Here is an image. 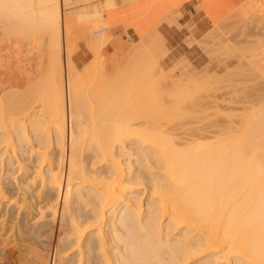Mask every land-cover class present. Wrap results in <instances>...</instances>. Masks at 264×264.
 Segmentation results:
<instances>
[{
	"label": "bare ground",
	"instance_id": "bare-ground-1",
	"mask_svg": "<svg viewBox=\"0 0 264 264\" xmlns=\"http://www.w3.org/2000/svg\"><path fill=\"white\" fill-rule=\"evenodd\" d=\"M93 2V11H79L75 14L76 19H88L86 22H79L78 27L84 28L82 34L80 32L83 29H77L81 36L84 34V38L80 37L87 43L85 46L96 55L107 44L109 36L108 32L101 33L98 35L99 41H94V45L91 43L93 36L91 41L88 40L91 37L89 33L92 32L89 30L86 34L88 30L85 32V29L97 26L98 29V24L102 23L99 20L103 16ZM68 3L69 0H0L1 21L5 23V18L7 21L11 19L17 25H22L21 28L38 27L41 33L42 29L45 30L50 34L49 42H52L47 47L53 45L55 48L54 52L50 49V54L45 46L48 49L46 68L42 66L45 69L42 70L41 66L38 68L39 65L35 68L32 63L23 61L19 77L10 75L15 77L8 79L16 84L17 90L20 89L18 93L11 87L10 80L3 79L0 75V264H10L9 259L13 258L5 256L7 249L16 253V264H264V111L260 112L254 106L249 107L256 108L257 112L253 111L252 114L248 109L246 113L243 112L244 109L240 110L249 117L240 114L242 123H235V128L226 126V123L223 126L218 120L212 121L215 124L211 122V125L204 121L203 124L197 123L192 116L198 114L192 110L200 113L203 111V116L199 115L203 120L207 112H218L222 107L218 105L222 104L223 94L219 92L220 88L212 87L213 90L219 89L217 93L220 94L217 96L221 95L222 99H217L216 102V98L210 95L214 100L211 101L206 94L208 87L218 85L216 76V83H213L210 76H207L208 72L204 74L207 68L204 72L202 69L201 73L198 72L200 76L193 70L189 73L188 68V71L184 69L187 77L179 75L175 80H165L162 77L158 83L159 88L169 82L175 86L173 90L177 94L171 91L175 96L170 91L167 92L169 98L174 97V113L171 115L165 101L159 100L158 94L154 95L152 82H147L153 80L152 76H156L158 72L162 74L157 65L158 58L155 59L158 55L155 54H161L165 50L163 37L152 30L154 33L151 36L144 32L143 35L140 34V45H132L124 54L122 52L123 59H116L118 65L114 63L115 67L108 68L112 76H108V80L105 81L104 71H99L103 75H100L101 79L97 76L99 80H94L98 84L92 82L95 76L88 75V72L84 73L85 76L80 73L84 76L82 78L70 57L69 52L72 54V50L66 38L74 28L72 20L75 15L74 18L67 16L72 20L67 19L66 15L67 20L62 19L64 15L61 6ZM106 3L108 7L114 6L112 0ZM253 15L248 14L247 18ZM107 19L105 18L106 24L109 23L107 26L114 25L115 20L107 22ZM239 19L236 20L242 25L246 22V19L243 23ZM233 22L231 25L236 24ZM61 39L63 42L66 40V46ZM192 41L197 44L198 40H190ZM104 42L106 44L103 45ZM223 42H213L219 45H214L215 49L211 46L209 49L212 51H209H216ZM240 43L242 42L239 45ZM61 44L69 46V52H66L69 53L68 57L64 52L61 58ZM206 47L207 45L204 48ZM237 48L244 49L245 46ZM164 53L166 52L162 54ZM243 64L244 62L240 66H248ZM257 65L263 71L261 62ZM252 66L255 67V64L250 67ZM250 67L244 69L248 72L250 70L251 74ZM261 68L257 70L260 72ZM232 69L231 72L227 71L233 77L229 74L226 79H234L237 77L235 74L241 72L240 70L234 74ZM255 71L253 69L252 74H257ZM226 72L223 75H228ZM194 76L197 77L192 78ZM251 77L249 75L248 78ZM223 78L224 76L221 79L219 76L216 79L223 84ZM241 79L234 85L237 86ZM254 80L256 79L251 81ZM100 81L104 83L103 87ZM262 81L259 78L257 82ZM142 83L145 93L142 94L143 90H140L142 95H138ZM244 83L238 85L243 86ZM246 83L248 85L249 82ZM256 83L254 82V87L252 84L253 88H257ZM19 85L24 86V91H21L23 87L20 88ZM111 88H114L113 92L117 91L112 94ZM132 89L137 97L141 96L144 100L137 99L135 93V97L131 96L133 91H129ZM203 89L206 92H202ZM224 89L225 87L222 90ZM262 91H255L259 100ZM211 92L212 90L210 94ZM227 93L228 96L229 92ZM128 96L130 99L127 105ZM227 96L225 93V97ZM234 96L232 97L235 99ZM93 99L94 102L91 103ZM131 100H134L131 102L133 105L137 100L144 105L137 107L141 105L137 103L133 111ZM225 102L226 100L223 101V106H226ZM128 106L132 109L129 110ZM199 106H203L202 110ZM225 111L226 114L224 110L223 114L227 115L228 110ZM210 117L208 115L206 118ZM45 120L49 124L47 129L43 127ZM171 121L178 125L173 127ZM166 122L171 123V127L168 125L165 128Z\"/></svg>",
	"mask_w": 264,
	"mask_h": 264
},
{
	"label": "rangeland",
	"instance_id": "rangeland-1",
	"mask_svg": "<svg viewBox=\"0 0 264 264\" xmlns=\"http://www.w3.org/2000/svg\"><path fill=\"white\" fill-rule=\"evenodd\" d=\"M94 1V2H93ZM106 1H110L111 2V0H87V1H85V0H69V3L67 4V5H62L61 6V10H62V15H64V17L62 16V19L63 18H65V15H66V18L67 19H69V18H71V17H73L74 18V15H75V18H74V20L77 22H75L74 20H72V18H71V20L73 21V23H75V24H73L74 25V28H72V32H70L71 34H69L68 36H66V38H67V40H68V44L70 45V49L72 50V54H71V51L69 52L68 50H69V46H67V47H65L66 46V40H65V42H63V40L61 39V42L62 43H64L65 44V46H64V44H61L62 45V47H60V49L62 50H60L61 52V58H63V54H64V52H65V55H66V57H68V55H69V53H70V57H71V59H72V61H73V63H74V65H76V70H77V72H78V74H83L84 75V73L86 74V72H88L87 74L88 75H91V76H95L94 78H93V80H92V82H94L95 84H98L99 82L98 81H94V80H99V79H101V76L100 75H102V74H100V72L102 73V71H104V72H106L105 74H104V72H103V74L106 76V78H105V76L103 77V78H105V81L106 80H108L107 78H108V76H111V74L109 73L110 71L108 70V68L110 67V68H113V66L115 67L116 65V63H117V61L119 60V59H123V57L122 56H124V55H122V52H123V54L125 53V51H127L132 45H135V44H137V45H140V44H138V41H140V38H142V37H140V34H142L143 35V33L142 32H144V33H146V35L148 34L149 36H151V35H153V33L155 32V31H157L162 37H163V39H164V43H163V46H165L164 47V51L163 52H166V53H164V54H162L163 52L160 50V49H158V50H160L162 53L160 54V52H156V51H158V50H156L155 52L156 53H158V54H155V56L156 55H158L155 59H157V65H158V67H160L161 68V72H162V74L160 73V72H156L157 73V75L155 76L154 75V77L152 76V78H153V80L151 79L150 80V78H149V80L150 81H148L147 80V82L148 83H150V82H152V86H153V89L155 90V94L154 95H156V94H158L157 96H158V98H159V100H163V101H165V106L168 108V109H170V114L172 113H174V111H173V108H172V106H173V104H174V97H172V96H175L174 94H177V93H175L176 92V90H175V92H174V90H173V87H175V86H172L171 84H170V82L169 83H167L165 86H163L162 88H159V86H158V83L161 81V78L163 77L165 80H169V79H174V78H177V77H179V75L180 76H185V74L187 73L186 71V73H184V69L185 70H187L188 68V72L190 73L192 70L196 73H198V72H200V70L201 71H203L204 69H206L207 68V70H205V73L204 74H206V72H208V75L207 76H210V78H211V81H213V83H216L215 82V80L218 82V85L217 84H213L212 82V84H213V86H211V88L212 87H218V88H220V91L219 92H221V95H222V97H223V99H222V97H220L221 95H219V96H217L218 94H220L219 92L217 93V91L219 90L218 88V90L217 89H215V90H213L214 88H210V87H208V89L211 91L212 90V92H211V94H210V91L208 90L207 92L209 93V95H208V93L206 94L207 95V97L209 98L210 97V99H211V96L210 95H212V97H215L216 98V102H217V99L218 100H221L222 99V104H224L223 103V101H225L226 100V106H223L222 104L221 105H218L219 107L220 106H222L220 109L222 110H218V112L217 111H215V112H210L209 114H208V112H207V116H205V118L203 119V120H201L202 118H200V116H203V111H202V113H200L199 111L198 112H195L194 110H192L194 113H196V114H198V116H196L195 114V116H192V113H191V116L194 118H196V119H198L197 117H199V119L198 120H196L195 119V121L197 122V123H201L202 122V124H203V121H204V123H206V124H209V125H211V124H215V120H218V123H221V124H223V126H225L224 124L226 123V126H231V127H236V126H234L235 125V123H237L238 125L240 124V123H242V117H240L241 115L240 114H242L243 112L244 113H246L247 112V110L246 109H248V110H250L249 111V113L250 114H252L253 113V111H255V112H257L255 109L256 108H259V109H257V110H261L260 112H263L264 111V100L262 99V98H264V97H262V96H264L263 94H264V91H262V89H264V84H262V83H264L263 81H264V78H263V73H264V68H263V71H262V68H261V70H260V72L257 70V68L258 69H260L259 67H258V62H259V64H260V62H261V65H262V67H264L263 66V64H264V60H262V59H264V0H200V3H199V6H200V8L202 9V11H203V13H204V15L206 16V18L208 19V21H209V25H208V28H207V30L205 31V32H203L202 34H201V36L200 37H198V38H195L193 35H191V34H189V33H187V34H183L182 35V37H180V38H176V37H171V35L170 34H166L164 31H163V27H162V24L164 23L165 25H167V26H175L176 27V29H182V28H186V30L187 29H189L190 28V26L189 25H187L188 24V21H186L187 23H185V24H183V23H179V22H177L172 16H171V12H172V10L175 8V7H177V6H179L180 4H182V3H184V2H186V1H188V0H182V1H180V0H146V2H145V0H112V3L114 4V6L113 5H110L109 7L107 6V3H106ZM136 1V2H135ZM141 1V2H140ZM149 1H151V2H149ZM176 2L175 4L173 3V2ZM252 1V2H251ZM92 2L96 5V7H97V9L102 13L101 15H106V16H104V18H103V16L101 17V20H99V21H101L102 23H99L98 25H99V28L97 29V27H95L94 29H93V27L92 28H90L91 26L89 25V28L90 29H87L86 27V29H85V32H87V30H88V32L86 33V34H88L89 33V30H90V32H92V33H89L90 35H91V37H88L89 39V41H91V38H92V36H93V38H92V40H93V42L91 41V43H92V45H94L95 43H94V41H97L98 40V35H100L101 33H106V32H108V36H109V39H107L106 41H107V44L104 42L103 43V45L104 44H106L104 47H103V49H102V51H100L99 53L97 52L96 53V55H95V53H93L92 51H90V49L88 48V47H86L87 46V43H85L84 42V39H82V38H84V34H83V36H81V34L84 32V28L82 27V26H80V28L78 27L79 26V24L81 23V21L83 20V22L85 21H88V19L87 20H84V19H80V18H78L77 17V19H76V16H77V14H75L76 12L78 13L79 11L81 12H90V11H93V9H92ZM178 2V3H177ZM242 2H243V4H242ZM262 5V6H260V4ZM136 3V4H135ZM206 3V4H205ZM257 3V4H256ZM143 4V5H142ZM259 4V5H258ZM94 5V6H95ZM205 5V6H204ZM206 5H207V7H206ZM238 5V6H237ZM86 6V7H85ZM106 6H107V8H106ZM116 6V7H115ZM133 6V7H132ZM137 6V7H136ZM254 6H256V7H254ZM105 7V8H104ZM111 7V8H110ZM237 7V8H236ZM101 8V9H100ZM204 8H205V10H204ZM247 8V9H246ZM249 8V9H248ZM115 9V10H114ZM122 9V10H121ZM123 10H124V12H123ZM246 10H247V12H246ZM103 11V12H102ZM105 11V12H104ZM119 11V12H118ZM122 11V12H121ZM133 11V12H132ZM234 11V12H233ZM243 11V13L241 14V12ZM113 12H115V13H113ZM238 14H240V15H238ZM254 12V13H253ZM103 13H106V14H103ZM112 15H111V14ZM160 14V15H159ZM226 14V15H225ZM250 15V14H254L253 16H249V19L247 18L248 16L247 15ZM71 16V17H67V16ZM73 15V16H72ZM108 15V16H107ZM141 15V16H140ZM168 15V16H167ZM233 15V16H232ZM234 15H236L235 17H234ZM245 15V16H244ZM158 16V17H157ZM165 16H166V18H165ZM212 16V17H211ZM238 16V17H237ZM242 16H244V17H242ZM109 17V19H107ZM130 17V18H129ZM170 17H171V20H170ZM222 17V18H221ZM228 17V18H227ZM233 19H231V18ZM244 18L243 20H241V18ZM65 18V19H66ZM105 18L107 19V22L108 21H110V20H115L114 21V25H111L110 27L109 26H107V24H109V23H107L106 24V20H105ZM111 18V19H110ZM118 18V19H117ZM226 18V19H225ZM240 18V19H239ZM247 18V19H246ZM66 19V20H67ZM80 19V20H79ZM96 19L98 20V18L96 17ZM104 19V20H103ZM173 19V20H172ZM224 19V20H223ZM228 19V20H227ZM231 19V24H232V22L233 23H236V24H233V25H231L230 23H229V20ZM236 19H239V21H242V23L244 22V20L246 21V22H244L243 23V25L241 24V22H238ZM1 20H3V18L2 19H0V57H1V60H0V68L2 69H0V75H1V77L3 78V79H8V78H10V77H12V76H15V77H19V75H20V71L22 70V64H24V63H22L23 61L25 62H30V63H32V65H35L34 67L35 68H37V66L39 65V67L38 68H40V66H41V68H42V66H45V68H46V60L45 59H47L48 57H47V50L49 49H51L52 51H53V45L52 46H50V47H52V48H50V47H47V45H50V44H52V42H49V40H50V34H48L49 32H47V31H45V30H43L42 29V33H41V30L38 28V27H33V28H29V29H26L25 28V26H23L24 28H21L22 27V25H17V23L14 21V20H9L8 19V21L6 20V18H5V23L3 22V21H1ZM66 20L64 21V22H66ZM70 20V19H69ZM103 20V21H102ZM165 20V21H164ZM167 20V21H166ZM187 20V19H186ZM215 20H216V22H215ZM219 22H218V21ZM156 21L158 22V23H156ZM169 21H170V24H169ZM172 21V22H171ZM222 21V22H221ZM223 21H224V24H222L223 23ZM235 21H237V22H235ZM248 21V22H247ZM4 23V24H2V23ZM6 22H9V23H6ZM70 22V21H69ZM80 22V23H79ZM130 22V23H129ZM176 22V23H175ZM214 22V23H213ZM66 23H68V22H66ZM64 24L63 23V25H67L68 26V24ZM157 25H156V24ZM173 23V24H172ZM226 23V24H225ZM11 24V25H10ZM71 24V23H70ZM101 24V25H100ZM104 24H106V25H103ZM143 24V25H142ZM217 24V25H216ZM238 24H240V25H238ZM6 25V26H5ZM15 26V28H13V26ZM62 25V24H61ZM177 25H179L178 27H177ZM228 25V26H227ZM5 26V27H4ZM9 26V27H8ZM10 26H12V28L10 27ZM19 28H18V27ZM72 26V25H71ZM156 26V27H155ZM223 26V27H222ZM226 26V27H225ZM230 26V27H229ZM233 26V27H232ZM263 26V27H262ZM8 27V28H7ZM32 27V26H31ZM63 27V26H62ZM66 27V26H65ZM64 27V28H65ZM88 27V26H87ZM102 27H106L107 29L105 30V31H101V32H99V33H95V31L96 30H99V29H101ZM154 27H155V30H154ZM216 27V28H215ZM219 27V28H218ZM2 28H4V29H2ZM9 28H11V29H9ZM28 28V27H27ZM36 28H38V29H36ZM83 29L82 30V32H80V30L78 31V29ZM153 28V29H152ZM222 28H224V29H222ZM150 29V30H149ZM233 29V30H232ZM36 30H38V31H36ZM154 31L153 33H152V31ZM213 30V31H212ZM236 32H235V31ZM31 31H32V33H31ZM36 33H35V32ZM148 31H149V33H148ZM218 31V32H217ZM230 31V32H229ZM40 32V33H39ZM79 32L81 33V34H79ZM208 32V33H207ZM211 32H214V33H211ZM222 34H221V33ZM223 32H225V33H223ZM229 32V33H228ZM35 33V34H34ZM209 33H211V36H210V34ZM238 33H240V34H238ZM86 34H85V39H87V37H86ZM93 34V35H92ZM209 34V35H208ZM214 34V35H213ZM220 34V35H219ZM30 35V36H29ZM40 35H41V38H40ZM89 35V36H90ZM106 35V37H107V34H105ZM204 35V36H203ZM227 35V36H226ZM22 36H24V37H22ZM79 36V37H78ZM82 38H81V37ZM88 36V35H87ZM95 36H97L96 38V40H95ZM207 36L209 37V38H207ZM220 38H219V37ZM241 38H240V37ZM104 37V36H103ZM186 37H187V39L189 40H198L197 41V44H198V42H199V44L197 45V44H195L193 41V45H192V42H190V40L188 41L187 39H186ZM190 37V38H189ZM207 39H206V38ZM227 37V38H226ZM23 38L25 39V40H23ZM38 38V39H37ZM61 38H62V36H61ZM70 40H69V39ZM108 38V37H107ZM148 38V37H147ZM199 38H203L202 40L204 41H202L201 39H199ZM211 38V39H210ZM215 38V39H214ZM219 39V41H218V39ZM238 38H240V39H238ZM244 38V39H243ZM31 39V40H30ZM41 39V40H40ZM65 39V38H64ZM186 39V40H185ZM210 39V40H209ZM227 39V40H226ZM88 40H86L88 43H89V41ZM110 40V41H109ZM149 40V39H148ZM148 40H146V41H148ZM215 40V41H214ZM221 40V41H220ZM236 40H237V43H236ZM246 42H245V41ZM48 41V42H47ZM52 41V40H51ZM71 43H70V42ZM99 41V40H98ZM109 41V42H108ZM186 41V42H185ZM203 42V44L202 45H204V46H202L201 45V43ZM217 41V42H216ZM222 41H224L223 43H222V45H220V48L219 47H217V49H216V51L214 50L215 49V46L214 45H219V44H221V42ZM244 41V42H243ZM37 42V43H36ZM39 42V43H38ZM188 42L190 43V44H188ZM201 42V43H200ZM212 42V43H211ZM219 43V44H214V43ZM239 42H242V43H240V45H239ZM50 43V44H49ZM91 43H89L90 45H91ZM143 43V42H142ZM144 43H145V41H144ZM143 43V44H144ZM204 43H206V45H207V47L206 48H204L206 45L204 44ZM208 43H210V44H208ZM235 44V45H233L232 46V44ZM37 44V45H36ZM85 44H86V46H85ZM88 44V45H89ZM97 44H99V42L98 43H96V45ZM142 44V45H143ZM188 44V45H187ZM225 44V45H224ZM237 44L239 45V46H237ZM241 44H243V45H241ZM34 45V46H33ZM72 45V46H71ZM101 45H102V41H101ZM145 45V44H144ZM143 45V46H144ZM159 45V44H158ZM190 45V46H189ZM199 45H201V46H199ZM224 45V46H223ZM251 45V46H250ZM263 45V46H262ZM42 46V47H41ZM48 48H46V47ZM211 46H212V48H213V46H214V51L213 52H210V51H212L211 49H209V48H211ZM223 46V47H222ZM226 46V47H225ZM244 47L245 46V48H246V51L243 49V48H237V47ZM247 46H248V49H247ZM28 47V48H27ZM37 47V49L35 50V48ZM222 47V48H221ZM225 47V48H224ZM227 47H229V49H226ZM40 48V49H39ZM67 48H68V50H67ZM141 48V47H140ZM234 48V49H233ZM237 48V49H236ZM251 48V49H250ZM256 48V49H255ZM27 49H28V51H27ZM32 49H34V50H32ZM65 49V50H64ZM127 49V50H126ZM220 49H222V50H220ZM232 49V50H231ZM250 49V50H249ZM44 50H45V52H44ZM51 50H50V52H51ZM54 50H55V48H54ZM206 50V51H205ZM210 50V51H209ZM224 50H225V52H224ZM230 50V51H229ZM252 50V51H251ZM26 53H25V52ZM69 52V53H66V52ZM140 51V50H139ZM209 51V52H208ZM221 51V52H220ZM232 51V52H231ZM237 51V52H236ZM36 52V53H35ZM37 52H38V54H37ZM54 52V51H53ZM149 52V51H148ZM147 52V53H148ZM153 52V51H152ZM154 52V53H155ZM215 52L217 53V54H215ZM227 52V53H226ZM230 52V53H229ZM236 52V53H235ZM244 52V53H243ZM10 53V54H9ZM17 53V54H16ZM23 53H25V54H23ZM150 54H151V52H149ZM210 53V54H209ZM212 53H214V54H212ZM219 53V54H218ZM223 53V54H222ZM235 54V57H234V54ZM237 53H238V56H236L237 55ZM247 53V54H246ZM42 54V55H41ZM45 54V55H44ZM50 54H52V52L50 53ZM160 54V55H159ZM228 54V55H227ZM232 54H233V56H232ZM240 54V55H239ZM242 54V55H241ZM245 54V55H244ZM23 55V56H22ZM28 55V56H27ZM72 55V56H71ZM121 55V56H120ZM244 55V56H243ZM25 56L27 57V58H25ZM50 56V55H49ZM140 56V55H139ZM138 56V57H139ZM216 56V57H215ZM246 56V57H245ZM14 57V58H13ZM43 57V58H42ZM121 57V58H120ZM131 57V56H130ZM137 57V58H138ZM154 57V56H153ZM211 57V58H210ZM237 57V58H236ZM244 57V58H243ZM262 57V58H261ZM136 58V57H135ZM136 58V59H137ZM141 58H143V57H141ZM144 58H146V57H144ZM150 58V57H149ZM260 58V59H259ZM14 59V60H13ZM18 59V60H17ZM99 59V60H98ZM116 59H118L117 61H116ZM147 59V58H146ZM210 59V60H209ZM239 59H240V64H242L243 62H244V64H243V66L244 65H246V64H248V66L250 67L251 65H254L255 64V67H257L256 69H255V67L254 66H252V67H254L253 69L254 70H256L254 73H256L257 72V74H252L253 73V69H252V67H250L251 68V74L249 73L250 72V70H249V72H248V70L246 71V69H248V66L246 65V66H244V67H242V66H240V64H239ZM241 59H242V61H241ZM244 59V60H243ZM259 59V60H258ZM93 60V61H92ZM125 60V59H124ZM128 60V59H127ZM141 60V59H140ZM140 60H138L139 62H140ZM262 60V61H261ZM95 61V62H94ZM116 61V62H115ZM131 61V59L129 60V62ZM132 61H134L133 60V58H132ZM144 61V60H143ZM209 61V62H208ZM18 62V63H17ZM120 62L122 63V61L120 60ZM119 62V63H120ZM137 62V61H136ZM187 62V63H186ZM238 62V63H237ZM245 62H247V63H245ZM21 63V64H20ZM94 63V64H93ZM115 63V64H114ZM133 63V62H132ZM132 63H130V64H132ZM140 63H142V62H140ZM182 63V64H181ZM251 63H254V64H251ZM18 64V65H17ZM41 64V65H40ZM90 64H91V67H90ZM104 65V67H102L103 65ZM113 64V65H112ZM177 64L179 65V66H177ZM184 64V65H183ZM237 64V65H236ZM21 65V66H20ZM117 65H118V63H117ZM235 65L236 66H238V67H235ZM2 66V67H1ZM17 66V67H16ZM20 66V67H19ZM130 66V65H129ZM184 66H186V67H184ZM203 66V67H202ZM260 66V65H259ZM16 67V68H15ZM20 69H19V68ZM104 69H102V68ZM178 67H180V69L178 68ZM235 68V70H234V68ZM44 68V67H43ZM43 68H42V70H43ZM44 68V69H45ZM85 68H86V70H85ZM88 68V69H87ZM94 68V69H93ZM99 68V69H98ZM233 68V69H232ZM236 68L238 69V70H236ZM244 68H246V69H244ZM91 69V70H90ZM101 69V70H100ZM191 69V70H190ZM227 69H228V71L230 70V72H231V69H232V71L234 72V74L235 73H237L238 71H240L241 70V72L243 73V74H240L239 72V74H235V75H237V77L235 78L234 77V79L232 78L231 79V77H230V79H226V78H228L229 77V74H230V72H228L227 71ZM242 69H244L245 71H242ZM4 70V71H3ZM94 70V71H93ZM106 70V71H105ZM108 70V71H107ZM6 71V72H5ZM17 71V72H16ZM90 71V72H89ZM100 71V72H99ZM183 71V72H182ZM228 72V75H223V74H225V72ZM236 71V72H235ZM5 72V73H4ZM93 72V73H92ZM193 72V73H194ZM204 72V71H203ZM227 72H226V74H227ZM232 72V73H233ZM249 73V75H250V77L253 75H256V76H258L259 75V77L257 78V77H251L250 79L248 78L249 77V75H248V73ZM17 73V74H16ZM18 73H19V75H18ZM93 75H92V74ZM201 73V72H200ZM247 73V74H246ZM261 75H260V74ZM80 74V75H81ZM108 74V75H107ZM110 74V75H109ZM153 74V73H152ZM184 74V75H183ZM199 74V73H198ZM211 74V75H210ZM10 75H12V76H10ZM18 75V76H17ZM83 75H81V77L83 78L84 76ZM149 75V74H148ZM147 75V76H148ZM187 75V74H186ZM190 75V74H189ZM193 75H197V74H193ZM230 75H232V77H233V74H230ZM241 76L242 77V79L244 80V81H242V79H241V77L239 78V76ZM245 75V76H244ZM246 75H248V77L246 76ZM5 76H7V77H5ZM87 76V75H86ZM90 76V77H91ZM97 76H99L100 78L98 79V77ZM103 76V75H102ZM151 76V75H150ZM197 76H200V74L199 75H197ZM196 76V77H197ZM203 76V74L201 75V77ZM214 76H216V78H218L219 76H220V79L222 78V76H224V78L222 79L223 80V84H220V80L219 79H216L215 78V80H214ZM228 76V77H227ZM15 77H12V79H14ZM112 77V76H111ZM111 77H109L110 78V80H111ZM149 77V76H148ZM169 77H172V78H169ZM185 77H187V76H185ZM190 77V76H189ZM195 76L194 77H192V78H196ZM226 77V78H225ZM245 77H247L246 79H244ZM91 78V79H92ZM147 78V77H146ZM204 78V77H203ZM207 78V77H206ZM209 78V77H208ZM213 78V79H212ZM237 78H238V80H237ZM259 78H260V82H261V80L263 79V81H262V83H260L262 86H260L259 85V83L257 82L258 80H259ZM11 79V78H10ZM10 79H8V80H10ZM11 79V80H12ZM87 79V78H86ZM201 79V78H200ZM225 79H226V81H225ZM239 79H241V82H238V83H242L243 84V82H249L248 83V85H245V83H244V85H245V87H244V85L242 86V84H240V85H238V83H237V86H235L234 84H236V82L237 81H239ZM253 79H256V80H254V82L256 83V85H255V87L257 86V88H253L254 87V82L253 81H251V80H253ZM10 80V82H11V87H13V88H17V86H15L16 84L15 83H12L13 81H11ZM113 80V79H112ZM175 80V79H174ZM202 80V79H201ZM209 80V79H208ZM208 80H205V82L206 81H208ZM229 80V81H228ZM232 80V81H231ZM249 80V81H248ZM102 81H104V80H102ZM102 81H100V84H101V86L103 87V85H104V83L102 84ZM104 81V82H105ZM114 81V80H113ZM210 81V80H209ZM231 81V82H230ZM234 81V82H233ZM250 81L252 82V83H250ZM96 82H98V83H96ZM111 82V81H110ZM144 82H145V80H144ZM154 82V83H153ZM226 84H225V83ZM229 82V83H228ZM107 83H109V81L107 82ZM141 83V82H140ZM210 83V82H209ZM222 83V82H221ZM228 83V84H227ZM246 83V84H247ZM112 84V83H111ZM114 84V83H113ZM143 84V85H142ZM142 84H140L141 86V88L139 89V93L137 92V87H139V84H138V86L137 87H135V89H136V92L138 93V95L139 94H141L140 92V90H143L142 89V86H144V83H142ZM157 84V85H156ZM220 84V85H219ZM233 84V85H232ZM252 84H253V87H252ZM14 85V86H13ZM105 85H106V83H105ZM229 85V86H228ZM230 85H232L231 86V89H230ZM242 86V87H241ZM248 86V87H247ZM251 86V87H250ZM18 87H23L22 89H21V91L24 89V86H18ZM112 87V86H111ZM225 87V89L226 88H228V89H226V91H224V90H222L223 88ZM262 87V88H261ZM12 88V89H13ZM13 89L14 91L15 90H17V89ZM237 88V89H236ZM241 88V90H239ZM261 88V89H260ZM12 89H10V90H12ZM112 89V91H110V92H112V94L113 93H115L116 91H114L113 92V89L114 88H111ZM110 89V90H111ZM176 89V88H175ZM192 89V88H191ZM206 89V88H205ZM232 89H233V91L235 92H232ZM247 89V90H246ZM249 89V90H248ZM254 91H253V90ZM12 90V91H13ZM18 90H20V89H18ZM18 90H17V92L16 93H18ZM134 89H132L131 91H129V92H132ZM144 90H145V88H144ZM144 90L142 91V94H143V92H144ZM173 90V92L172 93H174V94H172L171 93V91ZM222 90V91H221ZM228 90V91H227ZM239 90V91H238ZM257 90H259V92L260 91H262V96H261V98H260V100H262L261 102H260V100L258 99V98H256V95H258V94H256L257 92H255V91H257ZM24 91V90H23ZM170 91V93L172 94V98H169V96L167 95V92H169ZM191 91H193L194 92V90H191ZM203 91H205L204 89L202 90V92ZM240 91L242 92V93H240ZM247 91V92H246ZM20 92V91H19ZM108 92H109V90H108ZM179 92V91H178ZM190 92V91H189ZM196 92V91H195ZM194 92V93H195ZM206 92V91H205ZM227 92H229V98L227 99ZM243 92H245V94L243 93ZM250 92V93H249ZM258 92V93H259ZM133 93H135L134 91L131 93V94H133ZM137 93H135L136 94V98L137 99H139V98H142L141 96L140 97H137ZM145 93V92H144ZM169 93V94H170ZM194 93H192V95L194 94ZM196 93H198V92H196ZM213 93V94H212ZM217 93V94H216ZM225 93H226V96L227 97H225ZM231 93H232V95H231ZM237 93V94H236ZM240 93V96L238 95ZM261 93V92H260ZM259 93V94H260ZM141 94V95H142ZM204 94V93H203ZM215 94V95H214ZM233 94H235V96L233 95ZM243 94V95H242ZM253 94H255V95H253ZM231 95V96H230ZM242 95V96H241ZM261 95V94H260ZM131 96H134V94L133 95H131ZM144 96V95H143ZM232 96H234L235 97V99L232 97ZM243 96H245V97H243ZM252 96V97H251ZM130 96H128L127 98H126V100H127V105L129 104V98ZM135 97V96H134ZM133 97V98H134ZM206 97V96H205ZM220 97V98H219ZM240 99H239V98ZM208 98H206V99H208ZM224 98H226L225 100H224ZM244 98L246 99V100H244ZM255 98V99H254ZM96 99V98H95ZM146 99V98H145ZM203 99V98H202ZM205 99V100H206ZM234 101H233V100ZM237 99V100H236ZM247 99H248V101H247ZM99 100V99H98ZM98 100H95V102H97ZM125 100V99H124ZM135 100V99H134ZM134 100H131L130 101V104H132V105H130V106H132V108H133V106H134V108H133V111L135 110V105L138 103V104H141V105H136L137 107H139V106H142V105H144L143 103H142V101H141V103L140 102H138V100H137V102H135V105H133L134 103H131V102H133ZM141 100V99H140ZM139 100V101H140ZM142 100H144L143 98H142ZM213 100V98L211 99V101ZM207 101H209V100H207ZM214 101V100H213ZM227 101H228V103H227ZM232 101V102H231ZM236 101L240 104H238V103H236ZM250 101V102H249ZM253 101V102H252ZM258 101H259V103H258ZM94 102V99L91 101V103H93ZM205 102V101H204ZM229 102H231V103H229ZM263 102V104L261 105L260 103H262ZM124 103V102H123ZM209 103H211V102H209ZM221 103V101L219 102V104ZM237 104V105H234V104ZM242 103H245V104H242ZM248 103V104H247ZM86 104V103H85ZM95 105H96V103H94ZM93 104V105H94ZM126 104V103H125ZM218 104V103H217ZM241 104H242V106H241ZM250 104V105H249ZM252 104V105H251ZM255 104H257V105H255ZM259 104L262 106H259ZM209 105V104H208ZM212 105V104H211ZM130 106H128L129 107V110H131L132 108L130 107ZM214 106L215 105H213V109L212 110H214ZM217 106V107H218ZM251 106H254V107H256L255 109H250L249 107H251ZM84 107H86L85 105H84ZM127 107V108H128ZM171 107V108H170ZM200 107V106H199ZM208 107V106H207ZM260 107H261V109H260ZM201 108V110H202V108H203V106L202 107H200ZM209 108H210V106H209ZM194 109H195V107H194ZM204 109H208V108H204ZM239 109V110H238ZM243 109H244V111H243ZM263 109V110H262ZM190 110V109H189ZM200 110V109H199ZM200 110V111H201ZM210 110V109H209ZM215 110H217V108H215ZM223 110H224V112H225V114H226V111L225 110H228L227 111V115H224L223 113ZM240 110H242V111H240ZM132 111V112H133ZM186 111H188V110H186ZM211 111V110H210ZM240 111V112H239ZM217 112V113H216ZM220 112H222V114L220 115L219 113ZM252 112V113H251ZM188 113V112H187ZM213 113V114H212ZM249 113H247V114H249ZM171 114V115H172ZM185 114V116L186 115H188L189 117H190V115L189 114H186V113H184ZM184 114H183V116H184ZM201 114V115H200ZM216 114V115H215ZM218 114V115H217ZM200 115V116H199ZM208 115L210 116L211 115V117H210V119L209 118H206V117H208ZM215 115V116H214ZM242 115H245V116H248V115H246V114H242ZM181 116H182V114H181ZM180 116V117H181ZM229 117V118H227V117ZM236 116V117H235ZM238 116V117H237ZM244 116V117H245ZM251 116V115H250ZM172 117V116H171ZM176 118H177V116H175ZM179 117V116H178ZM189 117H186V119H188ZM192 117H190L191 119H193ZM249 117V116H248ZM221 118H222V122H221ZM178 119V118H177ZM180 119V118H179ZM206 119V120H205ZM225 119H228V120H225ZM180 120H182V119H180ZM190 120V119H189ZM194 120V119H193ZM224 120V121H223ZM240 120V121H239ZM183 121V120H182ZM195 121H193L194 123H196ZM200 121V122H199ZM210 121V122H209ZM212 121H215V122H212ZM226 121V122H225ZM232 121V122H231ZM238 121V122H237ZM46 122V124H44L43 125V127H44V129H47L48 127H49V124H47V121L45 120L44 121V123ZM172 122V121H171ZM212 122V123H211ZM49 123V122H48ZM167 123V124H166ZM165 123V128L166 127H168V125L171 127V123L170 124H168L169 122H166ZM179 123V122H178ZM182 123H184V122H182ZM192 123V122H191ZM211 123V124H210ZM217 123V124H218ZM233 123V124H232ZM172 124L174 125V123L172 122ZM188 124H189V121H188ZM230 124H232V125H230ZM236 124V125H237ZM167 125V126H166ZM176 125H178V124H175L173 127H176ZM237 125V126H238ZM207 126V125H206ZM169 127V128H170ZM239 127V126H238ZM8 251L6 252V254H5V256H9V257H11V256H13V258L11 257L10 259H9V261H10V264H16V261H17V259L15 258V252L13 251V250H11V249H7ZM9 253V254H8ZM12 254V255H11ZM14 260V261H13Z\"/></svg>",
	"mask_w": 264,
	"mask_h": 264
},
{
	"label": "crops",
	"instance_id": "crops-1",
	"mask_svg": "<svg viewBox=\"0 0 264 264\" xmlns=\"http://www.w3.org/2000/svg\"><path fill=\"white\" fill-rule=\"evenodd\" d=\"M199 3V0H188L175 7L171 12V16L177 22L185 24L186 21H188L187 25L191 27L190 29H176L175 26H167L163 23V31L166 34H170L171 37L174 36L176 38H180L183 34L187 33L193 35L195 38L200 37V35L207 30L209 21L200 8Z\"/></svg>",
	"mask_w": 264,
	"mask_h": 264
},
{
	"label": "built area",
	"instance_id": "built-area-1",
	"mask_svg": "<svg viewBox=\"0 0 264 264\" xmlns=\"http://www.w3.org/2000/svg\"><path fill=\"white\" fill-rule=\"evenodd\" d=\"M106 29H107L106 27H102L101 29L96 30L95 33H99V32H101V31H105Z\"/></svg>",
	"mask_w": 264,
	"mask_h": 264
}]
</instances>
